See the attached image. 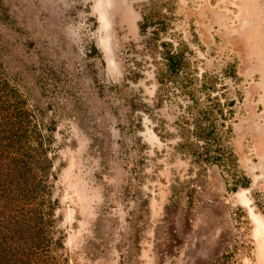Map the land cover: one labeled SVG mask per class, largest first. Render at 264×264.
I'll list each match as a JSON object with an SVG mask.
<instances>
[{"label":"rangeland","instance_id":"374dc122","mask_svg":"<svg viewBox=\"0 0 264 264\" xmlns=\"http://www.w3.org/2000/svg\"><path fill=\"white\" fill-rule=\"evenodd\" d=\"M0 77L49 263L264 264V0H0Z\"/></svg>","mask_w":264,"mask_h":264},{"label":"trees","instance_id":"16d2710c","mask_svg":"<svg viewBox=\"0 0 264 264\" xmlns=\"http://www.w3.org/2000/svg\"><path fill=\"white\" fill-rule=\"evenodd\" d=\"M162 56L173 61L168 53ZM5 85L0 77V264H55L47 258L61 244L45 207L52 176L46 139Z\"/></svg>","mask_w":264,"mask_h":264}]
</instances>
